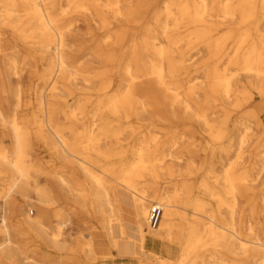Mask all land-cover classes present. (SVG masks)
Masks as SVG:
<instances>
[{
	"label": "bare ground",
	"instance_id": "1",
	"mask_svg": "<svg viewBox=\"0 0 264 264\" xmlns=\"http://www.w3.org/2000/svg\"><path fill=\"white\" fill-rule=\"evenodd\" d=\"M25 74L44 150L67 170L46 186L18 109ZM253 90L264 95V0H0V264H33L29 234L50 264L95 255L93 229L117 248L119 189L133 195L136 259L102 264H264V207L245 188L260 173L243 164ZM60 113L87 126L73 133ZM151 201L163 215L147 231ZM74 219L84 229L69 243Z\"/></svg>",
	"mask_w": 264,
	"mask_h": 264
},
{
	"label": "rangeland",
	"instance_id": "2",
	"mask_svg": "<svg viewBox=\"0 0 264 264\" xmlns=\"http://www.w3.org/2000/svg\"><path fill=\"white\" fill-rule=\"evenodd\" d=\"M22 85L24 87V96L22 98L21 106H19V112L20 116L24 120V125L30 130L32 133V150H33V159L32 163L34 166V172L33 176L34 178L37 179L39 184L41 186H46L48 184V178L51 177V172L52 170H55L59 174H64V172H67L66 169H63L61 166L60 162H57L52 159V157L45 152V142L41 139V136L43 134V131H46L47 129L42 126V123L40 121L41 119V113L39 111V106L37 104V100L35 95L32 93L27 92L28 90V75L25 74L24 78L22 80ZM254 94L256 96L253 98L252 102L250 103L249 107L247 108V111L252 113L254 115V124L255 126V132L258 133V137L256 140L255 144V152L252 156H247L243 162V164L246 166L252 167L254 165V168H252L253 174L260 173L259 178L252 184H248L247 187H245L247 190H254L255 191V199L257 205L264 207V95L260 94L258 90H253ZM13 102L15 104L18 103V100L14 97ZM246 112V110H244ZM59 120L62 123L68 124L71 123L72 126L75 128L73 130V133H77L82 131L85 126H87L84 123V119H72L70 115H67L66 113H60L57 115ZM259 125V126H258ZM0 140L4 141H9L8 136L6 135L5 129L2 128L0 125ZM184 145H181L180 148H183ZM66 170V171H65ZM180 181L179 178H165L163 179L162 185L168 186L167 188L169 190L173 189V185L178 183ZM30 192L28 193L29 195V200L28 202H23V210L25 214L29 215L32 218H35L38 215V208H37V201H36V193L32 189L29 190ZM120 192V198H121V206H122V214H123V219H124V224H125V208L126 207H134L133 203V195L131 192H128L124 189H119ZM154 204L153 201L149 203V209L150 207ZM124 206H126L124 208ZM246 208L245 214L249 213V206H247V202L244 199H241L240 202V209H243V207ZM2 214V204H0V217ZM264 220V218H263ZM118 226V225H117ZM126 231H129V235L126 233V240H132L135 244L137 243L138 236H136L134 232V228L137 231V228L134 226L131 231L129 227L126 225L124 226ZM84 227L82 224L78 223L76 219L73 220L72 223H70L66 227V235L68 238L69 243H71L74 239H76L79 234L83 231ZM152 231V228L148 225L147 226V231ZM94 233H96V244L94 246L95 250V255L90 254V253H77V264H102L103 261L107 259H116L120 262L123 261H132L136 259V250L134 253L130 255H123L118 252L117 248L113 247L110 245L108 248L107 245H109L110 241L107 240V236L105 235V232L103 229H93ZM134 232V233H133ZM116 236H118V232L115 233ZM134 238V239H133ZM29 248L30 250L28 251V255L30 256V261L33 264H50L49 259L47 258V254H49V251L45 249V246L43 243L35 239V236L32 234H29ZM86 240V238H84ZM100 240V241H98ZM94 243V241H93ZM108 243V244H107ZM106 248V250L101 249V245ZM108 248V249H107ZM109 251L108 253V258H103V253L102 251ZM107 251V252H108ZM149 256L152 255V253L149 251L148 252ZM138 256V255H137ZM153 258V256H152ZM246 264H255V260L251 258H247ZM259 263V261L257 262ZM1 264H12L11 262L8 263H1Z\"/></svg>",
	"mask_w": 264,
	"mask_h": 264
},
{
	"label": "crops",
	"instance_id": "3",
	"mask_svg": "<svg viewBox=\"0 0 264 264\" xmlns=\"http://www.w3.org/2000/svg\"><path fill=\"white\" fill-rule=\"evenodd\" d=\"M125 207L126 206H124V208ZM124 218H125V225L127 227H129V229H131V231H133L132 229L134 228V226L136 227L135 214H134L133 207L132 208L131 207H126L125 208V217ZM117 232L119 233L118 236H116V234H115ZM134 232H135L136 236H138V233H137V231H136L135 228H134ZM126 233L129 235V231H126ZM105 235L107 236V240L110 241L109 242L110 244L107 245V247L109 248L110 245H112L111 244V240L109 239V237H108V235H107L106 232H105ZM114 237L118 240L117 250H118L119 253H121L123 255H130V254H132V253L135 252V250H136L135 243L132 240H126L125 238H123L120 235V232H119V229L118 228H115L114 229ZM95 240H96V233L93 234L94 246L96 244ZM98 241H100V240H98ZM100 245H101V249L106 250V248H104V246L102 244H100ZM95 250H96V248H95ZM107 251H102L103 255H108L109 251L108 252Z\"/></svg>",
	"mask_w": 264,
	"mask_h": 264
},
{
	"label": "built area",
	"instance_id": "4",
	"mask_svg": "<svg viewBox=\"0 0 264 264\" xmlns=\"http://www.w3.org/2000/svg\"><path fill=\"white\" fill-rule=\"evenodd\" d=\"M163 215V208L160 205L154 204L149 211L148 222L149 226L153 229L157 228L160 224Z\"/></svg>",
	"mask_w": 264,
	"mask_h": 264
}]
</instances>
